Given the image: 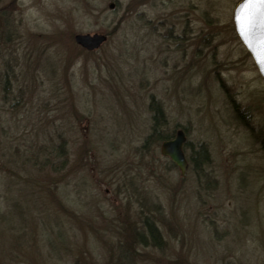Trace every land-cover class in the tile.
Wrapping results in <instances>:
<instances>
[{
  "label": "rangeland",
  "instance_id": "1",
  "mask_svg": "<svg viewBox=\"0 0 264 264\" xmlns=\"http://www.w3.org/2000/svg\"><path fill=\"white\" fill-rule=\"evenodd\" d=\"M240 1L0 0V264H264V81ZM155 122L184 131V178Z\"/></svg>",
  "mask_w": 264,
  "mask_h": 264
},
{
  "label": "water",
  "instance_id": "2",
  "mask_svg": "<svg viewBox=\"0 0 264 264\" xmlns=\"http://www.w3.org/2000/svg\"><path fill=\"white\" fill-rule=\"evenodd\" d=\"M243 3L244 0H241L232 12L233 31L246 53L250 56L259 77L264 81V63L261 62L264 57H261L258 48L259 41L264 38V24L259 20L254 22L249 37L252 41L250 47L248 40L241 34V24L236 20V14ZM112 7L113 5L110 4L109 8L112 9ZM73 41L76 46L84 51L93 52L106 43L107 37L101 34H77L73 37ZM185 143L186 137L183 131L178 130L172 140L165 141L160 145V155L167 158L178 169L181 177H185L187 172V162L182 151Z\"/></svg>",
  "mask_w": 264,
  "mask_h": 264
},
{
  "label": "snow or ice",
  "instance_id": "3",
  "mask_svg": "<svg viewBox=\"0 0 264 264\" xmlns=\"http://www.w3.org/2000/svg\"><path fill=\"white\" fill-rule=\"evenodd\" d=\"M236 20L241 24V34L248 40L251 47V36L254 22L259 20L264 24V0H244L239 12L236 14ZM259 54L264 57V38L259 41ZM264 63V59L261 60Z\"/></svg>",
  "mask_w": 264,
  "mask_h": 264
},
{
  "label": "trees",
  "instance_id": "4",
  "mask_svg": "<svg viewBox=\"0 0 264 264\" xmlns=\"http://www.w3.org/2000/svg\"><path fill=\"white\" fill-rule=\"evenodd\" d=\"M156 110H157V115L155 116L154 120L157 119L158 112H159L158 108ZM164 131H166V130L158 129L156 122L153 123L152 127H151V133L149 136V140L156 142V143H162L164 141L169 140L172 137V135H170ZM196 155H198V157L201 159V162L204 161L206 158V152L203 148H200V150L195 155H192V159L195 158ZM201 164H203V163H201ZM197 166L198 165L196 164V167ZM198 177L200 178V176H198ZM144 226H145L144 230L149 232V237H151V238L156 237V231H154L155 229H154V225H153L152 221H148V220L144 221Z\"/></svg>",
  "mask_w": 264,
  "mask_h": 264
},
{
  "label": "flooded vegetation",
  "instance_id": "5",
  "mask_svg": "<svg viewBox=\"0 0 264 264\" xmlns=\"http://www.w3.org/2000/svg\"><path fill=\"white\" fill-rule=\"evenodd\" d=\"M184 150H185V148H184Z\"/></svg>",
  "mask_w": 264,
  "mask_h": 264
}]
</instances>
